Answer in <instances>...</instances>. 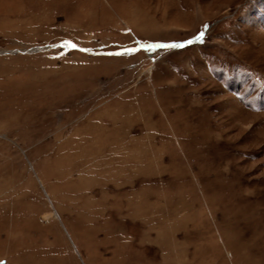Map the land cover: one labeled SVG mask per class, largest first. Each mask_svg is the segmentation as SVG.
I'll use <instances>...</instances> for the list:
<instances>
[{"label":"rangeland","instance_id":"1","mask_svg":"<svg viewBox=\"0 0 264 264\" xmlns=\"http://www.w3.org/2000/svg\"><path fill=\"white\" fill-rule=\"evenodd\" d=\"M0 264H264V0H0Z\"/></svg>","mask_w":264,"mask_h":264}]
</instances>
